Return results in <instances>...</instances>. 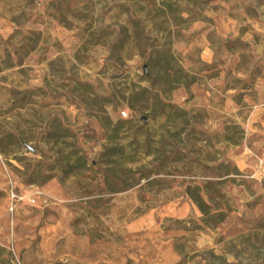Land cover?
<instances>
[{
	"label": "rangeland",
	"instance_id": "obj_1",
	"mask_svg": "<svg viewBox=\"0 0 264 264\" xmlns=\"http://www.w3.org/2000/svg\"><path fill=\"white\" fill-rule=\"evenodd\" d=\"M0 249L264 264V0H0Z\"/></svg>",
	"mask_w": 264,
	"mask_h": 264
},
{
	"label": "trees",
	"instance_id": "obj_2",
	"mask_svg": "<svg viewBox=\"0 0 264 264\" xmlns=\"http://www.w3.org/2000/svg\"><path fill=\"white\" fill-rule=\"evenodd\" d=\"M226 130H233L231 131V133L229 132L227 135H225V140L229 141L231 144H237L238 141L235 138V133L236 132H241L239 131L238 127L234 126V125H231L229 127L226 128ZM2 249H0V264H9L7 261H5L3 258H2Z\"/></svg>",
	"mask_w": 264,
	"mask_h": 264
},
{
	"label": "built area",
	"instance_id": "obj_3",
	"mask_svg": "<svg viewBox=\"0 0 264 264\" xmlns=\"http://www.w3.org/2000/svg\"><path fill=\"white\" fill-rule=\"evenodd\" d=\"M122 115H123V116H125V114H124V113H122Z\"/></svg>",
	"mask_w": 264,
	"mask_h": 264
}]
</instances>
